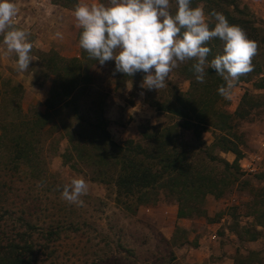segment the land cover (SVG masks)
<instances>
[{
	"label": "rangeland",
	"instance_id": "1",
	"mask_svg": "<svg viewBox=\"0 0 264 264\" xmlns=\"http://www.w3.org/2000/svg\"><path fill=\"white\" fill-rule=\"evenodd\" d=\"M236 1L253 23L264 29V0ZM78 2L15 0L17 13L13 26L24 29L32 43V61L25 71L17 70L16 54L7 51L4 34L0 33V240L6 242L10 238L25 246L28 239L32 264H234L236 249L247 252L250 248L260 251L251 256L252 264H264V237L251 243L240 241L223 227H236L240 221L254 225L255 210L264 203L261 166L264 162V42L253 56L250 79L237 80L230 98L219 100L220 108L229 112L237 109L245 91L249 93L247 100L257 103L246 117L235 116L234 120L246 156L242 163L260 155L263 161L257 171H241L236 182L229 184L220 197L208 193L198 203L200 213L188 217H176L177 201L164 194L154 205L128 208L116 201V188L109 173L104 175L103 182L95 178L97 168L92 165V158L82 159L74 147L91 153L99 146L94 141L95 128L86 125L89 120H97L91 111L93 100L99 109L98 100L106 96L103 110L108 129L113 139L122 143L131 137L139 140L143 125L167 121V115L148 102L152 96L163 99L166 93L162 88L153 89L148 95L147 88L131 93L129 84L123 87L117 80L115 62L110 60L92 66V81L86 83L80 79L68 104L48 109L54 102L47 98L57 91L53 87L54 75L47 66L49 58L58 54L56 50L65 56L82 50L81 28L73 16ZM87 2L107 3V0ZM191 2L193 7L204 8L210 25L215 22L207 15L208 0H195V5ZM170 9L175 11V0H170ZM257 67L260 71L255 73ZM167 81L179 90L189 86L176 67ZM74 96H78L79 116L73 111ZM244 105L249 109L247 103ZM39 115L40 121L36 120ZM80 116L85 120L79 121ZM67 122L74 130H82L83 135L70 137L64 127ZM30 125L34 128L32 133L27 130ZM180 131L178 142L190 154L192 151L195 159L206 157L212 172L221 174L222 164L212 163L206 154L209 150L213 156L223 157L218 149L212 148V128L202 133L208 145L195 139L190 131L181 128ZM22 133L36 149V152L32 149L28 160L16 154L20 149L15 141ZM74 177H83L88 184L87 193L80 197L81 203H69L61 196L64 185ZM166 239L170 240L169 244Z\"/></svg>",
	"mask_w": 264,
	"mask_h": 264
},
{
	"label": "trees",
	"instance_id": "2",
	"mask_svg": "<svg viewBox=\"0 0 264 264\" xmlns=\"http://www.w3.org/2000/svg\"><path fill=\"white\" fill-rule=\"evenodd\" d=\"M192 1L195 5V0ZM208 1L209 13L213 10L223 13L231 24L244 29L247 35L257 42L258 47L264 42V29L253 23L249 14L245 9L240 8L236 0ZM62 4L68 6L65 3ZM208 45L211 48L209 60L222 51L223 45L219 39L209 41ZM97 63L95 58L90 57L84 49L81 50L80 57L67 59L56 54L55 57L49 58L47 66L54 75L53 87H57V91L47 98V101L54 102L48 106V109L49 107L56 108L57 104L58 106L62 103L68 104L74 95H72V91L79 87L80 79L86 83L92 81L90 71L92 66ZM192 63V60L178 62L176 67L178 75L189 80V89L181 91L177 87L173 88L170 81H165V86L162 88L164 95L166 93L165 98L158 99L156 96H152L151 103L158 111L167 115L168 119L164 124L143 125L140 129L141 139L139 140L127 138L120 143L113 139L103 110L106 96L98 100L101 105L99 109L94 100L91 102V105L93 104L91 111L97 115V120H89L86 125L95 128L93 130L96 135L94 141L99 146L97 149L95 148V151L89 153L73 143L75 152L86 161H90L92 158V165L97 168L95 178L98 177L103 182L104 175L109 173L108 177L116 188V201L128 208H132L133 205L136 209L142 204L154 205L159 202L161 194H164L174 197L177 201L178 217L198 214L199 201L204 200L208 193L220 197L229 184L236 182L238 174L242 173L239 160L244 152L242 143L238 140L240 136L235 132L234 120L235 116L246 117L250 113V109L252 110L257 103L248 101L249 93L245 91L235 111L229 112L221 109L219 100L223 96L218 93L217 89L225 84V81L214 70L206 68L204 82H197L191 70ZM252 63H254L253 57ZM81 70H85V72L82 73ZM259 71L260 68L257 67L255 73ZM115 74L119 82L131 80L137 83L144 77L142 72L133 75L120 72ZM250 76L251 71L242 75L238 80H249ZM55 98L58 100H54ZM77 100L78 96L74 98L72 106L74 114L79 116ZM245 103L249 109L246 108ZM41 117V115L37 116L36 120L40 121ZM82 120L85 119L82 117L79 121ZM35 122L27 123L33 125ZM31 125L27 129L28 133L33 132L34 128ZM64 127L70 137L83 135L82 130H74L69 122ZM180 128L190 131L195 139L202 140L204 144L206 143L202 138V132L212 128L214 134L212 148L234 152L235 160L229 162L219 155L213 156L209 150L206 151L212 163L219 162L223 166L221 174L212 172L213 169L209 168L206 157L201 160L195 159L194 153L191 151L190 154V150L178 142L182 134ZM26 137L24 138L23 133L19 134L15 144L20 149L16 153L18 157H27L28 160L31 152L33 150L36 152V149ZM206 148L209 149L207 146ZM255 214L257 223L264 224V203L258 205ZM247 233L250 239H255L260 231L252 228ZM12 241L10 238H7L6 242L0 240V264H32L29 252L32 247L28 239L26 242L28 244L25 246H20L17 242ZM166 241L169 244L170 240L166 239ZM170 255H173V252H170ZM235 264H252L251 255L239 254L235 258Z\"/></svg>",
	"mask_w": 264,
	"mask_h": 264
},
{
	"label": "clouds",
	"instance_id": "3",
	"mask_svg": "<svg viewBox=\"0 0 264 264\" xmlns=\"http://www.w3.org/2000/svg\"><path fill=\"white\" fill-rule=\"evenodd\" d=\"M175 5L172 11L170 0H80L73 10L81 28L79 45L100 65L114 60L115 72L144 73L140 86L148 90L163 88L178 62L192 60L195 80L203 83L206 68H211L225 81L218 93L229 99L234 83L253 68L257 42L221 12L207 14L215 19L210 25L202 6L193 7L191 0H175ZM16 13L15 0H0L3 43L16 54L17 70L25 71L32 61V43L24 29L13 26ZM214 39L223 47L209 60L208 42ZM87 190L86 180L74 177L61 196L69 203H81Z\"/></svg>",
	"mask_w": 264,
	"mask_h": 264
},
{
	"label": "crops",
	"instance_id": "4",
	"mask_svg": "<svg viewBox=\"0 0 264 264\" xmlns=\"http://www.w3.org/2000/svg\"><path fill=\"white\" fill-rule=\"evenodd\" d=\"M43 49H46V47H44L43 46ZM51 50L52 49H54V51L57 49H55V48H50ZM49 50V49H48ZM56 52L59 54V52L56 50ZM61 56H64V57H80L81 56V52H77V53H75V54H73L72 56H65L64 54L62 55V54H60ZM142 80H143V78H141L137 83L136 82H133V81H131V80H125V81H123V82H120L121 83V86H123V87H127V85L129 84L130 86H131V88H130V90H131V93L133 92V91H137V90H143V88L140 86L141 85V83H142ZM184 81H187L188 82V84H189V86H190V82H189V80H187V79H184ZM137 85V86H136ZM189 86H188V88L187 89H189ZM186 89V90H187ZM186 90H181V91H186ZM150 91H153V90H148V89H145V94L146 95H148L149 93H150ZM151 94V93H150ZM132 95V94H131ZM107 101V100H106ZM105 101V102H106ZM148 102L152 105V106H154L152 103H151V101L150 100H148ZM155 107V106H154ZM155 109H157L156 107H155ZM158 110V109H157ZM138 117V116H137ZM139 118L140 117H138L137 118V120H139ZM133 122V121H132ZM158 123L157 122H155V123H149V125H157ZM141 129V128H140ZM140 129H139V133H140ZM204 132H206V130L205 131H203L202 133H204ZM212 133H213V129H212ZM131 138H134V137H131ZM202 138H203V136H202ZM140 139H141V135H140ZM263 144H264V142H263ZM242 146V145H241ZM264 146V145H263ZM242 149H243V147H242ZM243 152H244V149H243ZM220 154H222L223 155V158H225L226 160H228L229 162H233L234 160H235V158H236V154L234 153V152H232V151H220ZM231 155V156H230ZM222 157V156H221ZM246 159V156L245 155H243L242 156V158H240V160H239V162H240V166L243 164L242 163V161L243 160H245ZM241 171L243 172H245V171H247V170H245V169H243L242 167H241ZM264 171V170H263ZM264 187V186H263ZM175 216L176 217H178V206L176 207V212H175ZM247 218H248V216H247ZM240 223H243L242 221H240ZM239 222H236V227H233V226H227V225H224L223 227H224V230L226 231V232H232V234L234 235V236H236V239H238V240H240V241H244V240H246L247 242H254V241H256L257 239H259L261 236L262 237H264V224H259V223H257V221H255V224L254 225H252V224H240ZM244 223H246V221L244 222ZM221 225H222V223H220ZM252 228H255V229H257V230H259L260 231V234L258 235V237L257 238H255V239H250L249 238V234L247 233L248 232V230H251ZM260 251L258 250V249H253V248H250V249H248L247 250V252H242L241 250H239L238 251V249H236V252H235V255L233 256L234 258H233V260H234V264H235V258L236 257H238L239 256V254H243L244 253V255H253V254H257V253H259Z\"/></svg>",
	"mask_w": 264,
	"mask_h": 264
},
{
	"label": "built area",
	"instance_id": "5",
	"mask_svg": "<svg viewBox=\"0 0 264 264\" xmlns=\"http://www.w3.org/2000/svg\"><path fill=\"white\" fill-rule=\"evenodd\" d=\"M262 161L263 160L260 155H255V156H252L251 161L247 162L246 164L243 163L241 167L245 170L257 171L258 164H261ZM261 166H262V170H264V162Z\"/></svg>",
	"mask_w": 264,
	"mask_h": 264
}]
</instances>
